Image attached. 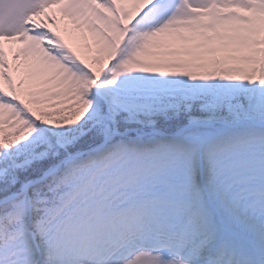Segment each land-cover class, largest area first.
Returning <instances> with one entry per match:
<instances>
[{
    "label": "snow or ice",
    "instance_id": "1",
    "mask_svg": "<svg viewBox=\"0 0 264 264\" xmlns=\"http://www.w3.org/2000/svg\"><path fill=\"white\" fill-rule=\"evenodd\" d=\"M0 264H264V0H0Z\"/></svg>",
    "mask_w": 264,
    "mask_h": 264
},
{
    "label": "rangeland",
    "instance_id": "2",
    "mask_svg": "<svg viewBox=\"0 0 264 264\" xmlns=\"http://www.w3.org/2000/svg\"><path fill=\"white\" fill-rule=\"evenodd\" d=\"M48 14L52 15L57 21V29L64 38L65 42L68 43L69 46L73 47L78 54L87 56V51L84 46L85 44L93 43L92 35L86 30H78L72 21L62 16L58 7L49 9ZM4 46L6 53H8L9 63H15L21 66V70L19 72L13 73V81L16 84L23 81V87L19 89L22 97L30 103L34 99H40V89L35 86L37 77L32 72L26 70V66L29 62L25 61L24 57H21L19 61L14 62L12 60V53L21 48L22 45L13 42H5ZM33 106L35 107L36 105Z\"/></svg>",
    "mask_w": 264,
    "mask_h": 264
}]
</instances>
